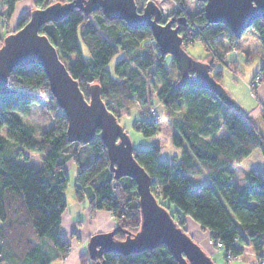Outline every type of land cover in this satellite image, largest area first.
<instances>
[{
    "label": "trees",
    "instance_id": "16d2710c",
    "mask_svg": "<svg viewBox=\"0 0 264 264\" xmlns=\"http://www.w3.org/2000/svg\"><path fill=\"white\" fill-rule=\"evenodd\" d=\"M18 1L0 0L2 38L27 22L31 8L67 0H31L32 6L23 10L15 29L10 30L8 21ZM135 1L140 11L147 0ZM175 1L184 4L183 0ZM182 15L187 24L202 25L194 33L185 26L179 27L184 49L197 39L204 41L217 36L214 49L224 55V37L241 52L245 63L256 58L262 61L256 71L259 78L249 87L255 93L257 85L264 81V17L254 19L238 38L222 23H208L202 8L195 10L192 18L174 8L161 22ZM39 33L45 34L55 46L86 99L88 85H100L101 97L118 121L120 108L134 101L150 105L157 100L162 111L172 116L170 140L178 154L162 157L159 146L152 144L146 149L133 148V156L155 178L151 187L158 185L162 198L175 206L171 215L177 225L185 230L183 220L190 217L209 234L213 243L221 242L224 257L228 252L241 253V245H251L258 252L264 249V172L263 176L249 173L241 187L232 181L233 163L238 164L255 148L264 156L263 104L252 110V114L258 110L255 118L241 108L229 107L208 89L192 84L177 87L178 62L170 54L163 55L155 42L150 46L149 41L154 40L150 28H131L121 19L108 20L100 9L86 15L74 8L64 19L41 25ZM79 40L87 56L82 54ZM141 46L146 49L148 46L144 54ZM119 51L124 55L114 62L111 71L108 63ZM166 56L178 74L176 78L173 72L170 76L164 64ZM201 60L210 64L212 77L221 83V70L212 71L214 57L206 52ZM152 73L158 87L151 79ZM8 85L13 92L0 95V264H52L67 257L70 244L61 233V221L66 210L64 190L69 182L66 171L69 162L78 166L73 183L74 200H86L92 214L109 211L114 226L120 227L113 234L114 240L123 239L124 230L137 231L140 211L136 186L127 176L113 177L98 131L87 144L66 140V116L38 64L12 69ZM41 98L46 101L52 125L36 137L32 126L20 115H27L28 106ZM110 100L114 102L108 106ZM133 127L146 137L157 132V124L146 117ZM3 128L5 134L1 133ZM221 131L224 135L219 137ZM84 145L88 147L89 160L81 165L79 148ZM23 149L42 154L40 168L16 160L21 155L28 158ZM198 174L206 175L208 184L195 188L191 176ZM78 259L80 264H93L86 252ZM100 260L104 264H177L164 244L127 255L103 252Z\"/></svg>",
    "mask_w": 264,
    "mask_h": 264
},
{
    "label": "water",
    "instance_id": "95a60500",
    "mask_svg": "<svg viewBox=\"0 0 264 264\" xmlns=\"http://www.w3.org/2000/svg\"><path fill=\"white\" fill-rule=\"evenodd\" d=\"M199 1L203 2L206 21L222 23L236 38L254 19L264 17V0ZM74 8L86 15L100 9L108 20L121 19L131 28L149 27L159 51L170 54L178 62L177 87L192 84L212 91L235 110L239 106L223 85L212 77L210 64L193 58L183 48L179 27L185 24V16L171 17L161 22L162 11L154 0H147L140 11L135 0L54 1L45 7L30 9L27 22L2 39L0 95L13 92L8 85L12 69L38 64L46 74L50 92L66 116V140L87 144L98 131L113 177L131 178L138 193V230H124L125 237L121 240L113 239V234L120 230L119 226L91 234L86 250L89 259L93 264H104L100 260L103 252L127 255L164 244L177 264H215L193 238L177 225L168 208L158 202L152 191V178L134 158L130 137L101 97L100 85L89 84L86 99L78 81L59 58L55 46L45 34L39 33L41 25L64 19Z\"/></svg>",
    "mask_w": 264,
    "mask_h": 264
},
{
    "label": "rangeland",
    "instance_id": "374dc122",
    "mask_svg": "<svg viewBox=\"0 0 264 264\" xmlns=\"http://www.w3.org/2000/svg\"><path fill=\"white\" fill-rule=\"evenodd\" d=\"M154 1L160 7L163 17L174 8L181 9L182 12H184V14H188L191 18H192V13L195 10L201 8L203 9V2L199 0H183L184 2L183 5H180L175 0H154ZM19 3L20 4L17 3V10L13 14V16L10 17L8 21V28L10 30L15 29L18 21V17L23 12V10L21 9H24L23 6L25 4V1H20ZM2 33L3 30H0V38H2L1 37ZM149 42L151 46L155 41L150 40ZM222 42H223L222 49L225 51V53L224 55L220 54V58L216 56L214 53H212L210 50H208V48L205 46V42L202 41L201 39L200 40L197 39L192 44H189L187 47H185V50L187 53H189V55H191L195 59L203 58L206 55V52L212 55L214 57V60L216 61L213 65L212 71H216V70L222 71L221 84L223 85V87L226 89V91L231 96V98H233L237 102L239 108L255 116L254 113L252 114V110L256 107L259 108L261 104L264 105V81L260 82L257 85L255 89L256 91L255 93H252L249 87H251L252 85L251 82L253 81L255 76H257L256 71L262 64V61L256 58L250 63H245L241 52H238L233 46H230V44L224 37H222ZM79 46L82 54L84 56H87L88 54L87 50L80 40H79ZM140 49L143 54L147 50L146 47L144 46H141ZM123 55L124 53L119 51L111 58L110 62L108 63V68L111 71L114 62L117 59L121 58ZM74 57L75 56L72 55L71 60H73ZM231 58L236 59L235 63H232V61H230ZM62 59L66 60L65 58ZM169 60H170L169 56H166L164 59L165 61L164 64L168 66L170 76H171V72H173L174 77L176 78L178 74L176 73V70L170 66ZM151 79L153 80L155 86L158 87V81L154 73L151 74ZM152 97L154 98L155 96ZM108 102L112 103L113 105L114 101L110 100ZM151 106H155L158 110H160L161 113H163V115H166L167 118H163L162 116V120L157 122L156 134L150 137H146L143 136L139 131L135 130L133 124L136 121L140 120L141 118L146 117L143 114V111H145V109ZM28 108L29 111L27 115L24 114L21 115L19 114V115L26 123L32 126V128L34 129L35 136L38 137L40 135L41 130L48 129L51 127L52 125L51 114L48 112L46 101L43 98H41L38 102L30 104ZM171 119L172 116L167 111H162V106L158 103L157 100H154L153 105L152 104L142 105L138 101H134L129 106L125 108H120L118 122L126 131V133L129 135L132 145L135 149H146L149 148L152 144H156L159 146L160 150L162 151L161 152L162 157L166 156L168 158L173 156V154H178L179 152L178 149L173 147L170 140ZM258 126L260 127L261 123L258 124ZM1 133L5 134L4 128L2 129ZM222 135H224V131H221L219 133V137H221ZM87 148L88 147L86 145L79 148L81 165H85L89 160V154ZM23 152L24 154L28 155V158L25 159L22 155L17 157L16 160L19 163L29 165L34 168L41 167L42 162L40 157L42 154L40 152L31 151L27 149H23ZM251 159L252 158H248L245 160L242 159L243 161L241 160L242 162L240 161L238 164L233 163L234 175L232 176V181L234 182V184L241 185L246 182L248 178V174L250 173L249 172L250 167L254 166V164H256L255 162L258 161ZM66 166H67L66 171L69 177V182L67 184L66 189L64 190V197L66 200V210L69 211L68 214L71 215L77 214V212L84 213V210H86L85 208L87 206L86 201L80 203L75 201L73 197L74 176L78 169V166L76 163L73 162L67 163ZM191 180L193 181L195 188L198 187V184L205 185L206 183H208V179L204 174L191 176ZM153 193L159 202L168 206V210L170 213L174 211L175 206L169 203L168 200L162 198L159 189L153 191ZM87 216L89 219H93L95 217V213L92 214L91 212L88 211ZM81 219L84 220V218L82 217ZM183 221L185 224L184 227L186 233L193 238V240L206 252V254L209 257H211V259L214 261L215 264H255V260H257L258 251H255L251 247V245H241L240 258L229 259L227 257L228 256L227 254H225L224 257V252L222 249L215 247L210 242L209 234L206 231H202L199 225L195 221H193L190 217H186V219H184ZM111 223L112 226H110L111 227L110 229H112L115 225L113 217L111 218ZM87 244H88V239L84 244L85 251L87 250ZM52 264H59V260L54 261Z\"/></svg>",
    "mask_w": 264,
    "mask_h": 264
},
{
    "label": "crops",
    "instance_id": "0c3cea01",
    "mask_svg": "<svg viewBox=\"0 0 264 264\" xmlns=\"http://www.w3.org/2000/svg\"><path fill=\"white\" fill-rule=\"evenodd\" d=\"M20 1H25V4L23 6L24 9H21V10L28 9L32 6L31 0H20ZM20 1H18L17 3L20 4L19 3ZM16 10H17V4L15 7V11ZM15 11H14V13H15ZM231 59L236 61L235 58H231ZM253 113L255 114L254 117L256 118L258 115V110L257 109L254 110ZM248 158H252L251 160H258L255 162L256 164H254V166L250 167L249 172L263 176L264 156L262 155L261 150L259 148H255L243 160L248 159ZM254 167L258 168V169H255ZM232 168H233V164H232ZM233 175H234V172H233L232 176ZM245 183H243L241 185H237V186L241 187ZM207 184L208 183H206L205 185H207ZM84 201H86V200H83L80 203H82ZM86 204H87V201H86ZM85 209L86 210H84V213H82V212L78 213L77 212V214H74V215L68 214L69 211L65 210L63 215H62L61 233L68 240V242L70 244V252L65 259L59 260V264H80L78 256L81 253L86 252L84 244L87 241V239L89 238V236L95 232H98V231L109 230L111 228L110 226H112L111 225L112 224L111 223L112 215L109 211H104V210L96 211L95 217L93 219H89L87 216L88 204H87ZM81 217L84 218V220H82ZM55 261H58V260H55Z\"/></svg>",
    "mask_w": 264,
    "mask_h": 264
},
{
    "label": "built area",
    "instance_id": "2783aa9c",
    "mask_svg": "<svg viewBox=\"0 0 264 264\" xmlns=\"http://www.w3.org/2000/svg\"><path fill=\"white\" fill-rule=\"evenodd\" d=\"M185 28L189 31V32H199L202 28V25H199L198 23L193 22L192 24L190 23H186ZM217 40V36H212L210 38H205L204 42H205V46L208 48V50H210L212 53H214L216 56H218L220 58V55L217 53L216 49H214V44ZM259 76H255V78L253 79V81L251 82L252 85L255 84L258 80ZM251 85V86H252ZM160 104V102H158ZM112 103H108V106H111ZM153 105V104H152ZM161 105V104H160ZM143 114L151 121L155 122L157 124V122L162 120V115L160 110H158L155 106H151L148 107L147 109H145V111H143ZM155 178H152V180ZM159 189L158 185H154V187L152 188V191H155ZM160 191V189H159ZM210 242L217 248H221V242L220 241H216V242H212L210 240ZM227 257L229 259H238L240 258L241 253H231L228 252L227 253ZM255 264H264V252L260 251L257 253V260H255Z\"/></svg>",
    "mask_w": 264,
    "mask_h": 264
},
{
    "label": "flooded vegetation",
    "instance_id": "af4514ba",
    "mask_svg": "<svg viewBox=\"0 0 264 264\" xmlns=\"http://www.w3.org/2000/svg\"><path fill=\"white\" fill-rule=\"evenodd\" d=\"M171 17H175V16H171ZM171 17L166 18V20L169 19V18H171ZM162 18H163V16H162ZM162 18H161V19H162ZM166 20H165V21H166ZM160 21H161V20H160ZM165 21H163V22H165ZM174 24H175V23H174ZM185 24H186V21H185ZM185 24H184V25H180V26H186ZM184 28H185V27H184Z\"/></svg>",
    "mask_w": 264,
    "mask_h": 264
},
{
    "label": "clouds",
    "instance_id": "9594fccd",
    "mask_svg": "<svg viewBox=\"0 0 264 264\" xmlns=\"http://www.w3.org/2000/svg\"><path fill=\"white\" fill-rule=\"evenodd\" d=\"M186 21V20H185Z\"/></svg>",
    "mask_w": 264,
    "mask_h": 264
}]
</instances>
